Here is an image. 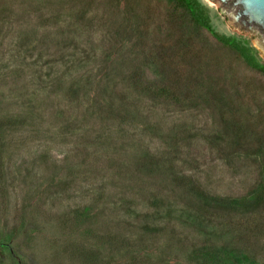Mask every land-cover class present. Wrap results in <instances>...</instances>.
Segmentation results:
<instances>
[{
    "label": "trees",
    "instance_id": "trees-1",
    "mask_svg": "<svg viewBox=\"0 0 264 264\" xmlns=\"http://www.w3.org/2000/svg\"><path fill=\"white\" fill-rule=\"evenodd\" d=\"M152 1L126 0L122 17L120 0H108L104 17L93 19H86L90 9L83 6L80 23L107 34L81 55L73 52L80 45L73 27L61 28V39L50 31L60 26L62 7L41 14L45 33L39 60L48 56L46 68L36 60H17L7 74L13 78L8 95L20 89L28 98L19 106L0 94V205L10 211L11 194L18 193L15 167L25 154L40 161L39 167L49 163L57 176L64 164L50 161V150L73 142L74 176L76 168L107 148L116 153L133 143L141 149L140 170L164 175L165 181L147 200L123 186L117 199L132 217L123 219L127 232H110L105 246L71 244L75 264H170V255L183 257L186 264H264V64L257 62L253 48L215 32L200 0H168L164 17L163 2ZM85 3L92 6L94 0ZM243 59L250 72L241 75L237 65ZM227 67L232 81L226 87ZM205 107L211 124L202 123L199 114L192 120L182 115ZM204 153L225 160L234 174L244 173L248 191L238 196L210 191L197 174ZM250 160L258 163L256 176ZM31 174L40 187L39 173ZM98 177L97 170L79 198L70 193L72 183L48 186L37 209L54 213L67 207L58 215L63 222L97 224L111 189ZM30 197L21 205L16 199L17 215L28 210ZM166 235L165 249L146 248L148 241ZM116 250L122 252L119 260Z\"/></svg>",
    "mask_w": 264,
    "mask_h": 264
},
{
    "label": "rangeland",
    "instance_id": "rangeland-1",
    "mask_svg": "<svg viewBox=\"0 0 264 264\" xmlns=\"http://www.w3.org/2000/svg\"><path fill=\"white\" fill-rule=\"evenodd\" d=\"M157 0L151 3L156 4ZM163 4L160 7L161 17L165 13V3L168 0H160ZM207 8L210 16V23L215 32L222 35L232 37L240 44L247 45L253 48V54L258 63L264 64V44L261 42L262 34L259 30L252 31L248 28L241 27L235 24L229 12H226L219 2H211L210 0H200ZM89 0H0V94H5L3 99L9 101H17V105L21 106L22 101L28 97L22 96V91L17 90L9 96V81L13 78L8 76V72L15 66L18 60L20 63L37 61V64H43L46 68L45 60L48 56L39 60V53L42 51L41 38L45 33V28L41 26L42 13L50 14L53 7L61 8L58 12L61 13L60 26L52 28L50 31L62 38L61 28L73 27V37L76 38L80 45L73 47V52L80 55L93 51L95 44H101L103 38L107 34L105 29L98 26H90L87 22L80 23L83 6H87L90 12L86 15V19L95 17H104V13L108 7V0H94L92 6L86 5ZM126 0H120V14L124 15L123 9ZM145 4H147L145 2ZM164 17V16H163ZM87 21V20H86ZM96 18V22H97ZM77 24L82 25L80 28ZM37 29L38 33L34 34ZM77 29V31H74ZM205 33L212 41H217L214 34L207 29ZM35 46H38L36 49ZM128 44L124 46L125 49ZM228 58H225L227 66ZM236 64V63H235ZM235 64L233 66H235ZM246 61L243 59L237 65L238 71L243 75L244 72H250L247 69ZM38 68V66H36ZM226 71L224 81L230 83L232 80V72L229 67ZM26 71L29 72V69ZM242 80V79H240ZM264 94V88H262ZM16 93V94H15ZM249 97V94L247 95ZM55 99V97H53ZM224 98V97H223ZM7 101V102H9ZM261 101H264V95ZM5 105V104H2ZM220 117L221 111H217ZM199 114L203 122H212L211 111L205 107L201 109L187 110L184 114L186 119L192 120V117ZM228 113H226V116ZM221 118V117H220ZM73 139V137H70ZM73 147V142L67 144L54 145L50 150V161L55 159L60 160L64 164V168L57 173L48 169L49 163L38 166L40 161L35 163L33 157L25 154L19 158L15 167L16 189L18 193L11 194V208L7 213L4 211L3 205H0V264H75L76 259L73 258V253L70 250L71 244L83 243L85 245L103 244L107 241V235L125 234L127 224L123 221L132 220L131 216L124 214L125 207L117 199L123 186L129 185L133 196L139 200H147L152 193L160 189V185L165 181L164 175H155L148 171L140 170L142 161L141 149L134 146L133 143L126 146V149L119 150L115 153L114 148L101 153L99 158H92L89 163H85L80 168H76V174L73 176V156L70 148ZM201 170L198 175L201 177L206 187L210 191H214L223 195L238 196L245 194L249 184L245 182L246 175L244 173L234 174L228 169L225 160L209 156L204 153L201 157ZM241 162V161H240ZM248 163V162H246ZM254 172L258 173V163L250 160L248 163ZM127 165V166H126ZM99 168V169H98ZM102 169V170H101ZM36 170L40 177V187H35L33 184L32 171ZM99 172L98 180L110 184V190L105 197L106 206L104 217L97 221V224L82 222L77 225L72 221L63 222L62 213L68 210L67 207L55 208L54 213L45 212L37 209V204L41 202L43 196L42 191L48 189V186L58 187L62 181L72 183L70 193L78 195L92 185V180L89 179L95 171ZM48 175L50 177H48ZM115 177H114V176ZM73 177L75 182L73 184ZM115 178V179H114ZM254 179V178H253ZM11 180V179H10ZM95 180V179H94ZM117 182L116 187L112 186L113 181ZM163 180V181H162ZM30 206L28 210L21 211L18 215L15 212L14 206L17 203L22 204L29 196ZM112 195V196H111ZM43 199V197H42ZM102 208V207H101ZM57 213V214H56ZM168 236H161L157 241L150 240L146 243V248L153 247L154 252L165 249L168 243ZM69 248V249H68ZM175 250L177 245L174 246ZM140 253V251H138ZM120 252L116 250L115 259H120ZM167 256L166 260L170 264H186L183 257L174 259ZM104 257V256H103Z\"/></svg>",
    "mask_w": 264,
    "mask_h": 264
},
{
    "label": "water",
    "instance_id": "water-1",
    "mask_svg": "<svg viewBox=\"0 0 264 264\" xmlns=\"http://www.w3.org/2000/svg\"><path fill=\"white\" fill-rule=\"evenodd\" d=\"M219 2L221 7L229 12L231 20L244 28L262 34L264 44V0H210Z\"/></svg>",
    "mask_w": 264,
    "mask_h": 264
}]
</instances>
